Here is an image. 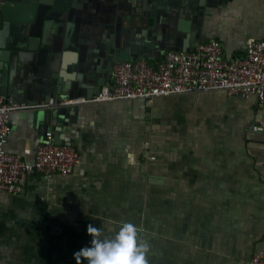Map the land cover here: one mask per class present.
I'll list each match as a JSON object with an SVG mask.
<instances>
[{
  "label": "crops",
  "instance_id": "1",
  "mask_svg": "<svg viewBox=\"0 0 264 264\" xmlns=\"http://www.w3.org/2000/svg\"><path fill=\"white\" fill-rule=\"evenodd\" d=\"M39 1L48 0H0V93L88 97L111 81L114 60L139 54L117 32L84 54L66 43L40 52L20 15ZM205 12L201 36L228 60L264 38V0H212ZM42 110L11 115L8 150L30 149L33 161L52 130L81 162L68 176L30 174L23 193L0 192V264H77L74 252L125 223L147 246V264H247L263 247L264 131L252 127L264 124V105L255 97L220 90L62 106L58 118Z\"/></svg>",
  "mask_w": 264,
  "mask_h": 264
},
{
  "label": "built area",
  "instance_id": "2",
  "mask_svg": "<svg viewBox=\"0 0 264 264\" xmlns=\"http://www.w3.org/2000/svg\"><path fill=\"white\" fill-rule=\"evenodd\" d=\"M220 90L246 99L255 97L259 105H264V38L248 39L245 55L230 60L224 58L222 44L213 39L201 42L191 52L167 51L154 62L145 58L116 62L111 81L93 97L20 103L0 93V192L23 193L30 174L68 176L81 162L74 146L55 142L52 130L46 132L38 145L33 161L25 159L31 154L30 149L23 154L10 152L7 144L14 112L138 99L152 104L160 97ZM252 128L264 131V124H254ZM247 264H264V244Z\"/></svg>",
  "mask_w": 264,
  "mask_h": 264
},
{
  "label": "water",
  "instance_id": "3",
  "mask_svg": "<svg viewBox=\"0 0 264 264\" xmlns=\"http://www.w3.org/2000/svg\"><path fill=\"white\" fill-rule=\"evenodd\" d=\"M212 0H48L20 14L27 36L37 38L40 52H60L62 44L80 46L84 54L92 42L103 36L119 33L132 37V46L139 54L119 57L112 62L145 58H163L167 51H194L206 38L203 31L204 13ZM86 38V39H85ZM108 84V82L106 83ZM5 94L4 92H1ZM7 95V94H6ZM90 95L88 97H93ZM78 96H70L74 98ZM87 97V96H86ZM14 102H28L16 101ZM51 96L45 98L49 102ZM57 100V96H54ZM59 99H61L59 97ZM35 101V100H34ZM38 102V101H35ZM62 107L43 108L41 113L58 118ZM40 113V114H41ZM62 120V118H59Z\"/></svg>",
  "mask_w": 264,
  "mask_h": 264
},
{
  "label": "clouds",
  "instance_id": "4",
  "mask_svg": "<svg viewBox=\"0 0 264 264\" xmlns=\"http://www.w3.org/2000/svg\"><path fill=\"white\" fill-rule=\"evenodd\" d=\"M96 231V228L87 226V233ZM146 251V245L137 243L135 226L125 223L113 237L93 240L74 252L73 257L77 264L81 258L87 264H147Z\"/></svg>",
  "mask_w": 264,
  "mask_h": 264
}]
</instances>
